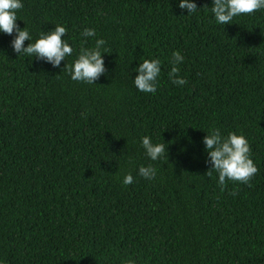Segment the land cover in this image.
I'll use <instances>...</instances> for the list:
<instances>
[{
	"label": "trees",
	"instance_id": "1",
	"mask_svg": "<svg viewBox=\"0 0 264 264\" xmlns=\"http://www.w3.org/2000/svg\"><path fill=\"white\" fill-rule=\"evenodd\" d=\"M195 2L23 0L33 42L59 24L74 52L54 68L0 33V264H264V10L218 25L213 0ZM99 38L105 75L73 81L64 67ZM154 58L157 92H140L133 69ZM213 129L248 139L250 183L207 175ZM144 136L168 155L151 161Z\"/></svg>",
	"mask_w": 264,
	"mask_h": 264
},
{
	"label": "clouds",
	"instance_id": "2",
	"mask_svg": "<svg viewBox=\"0 0 264 264\" xmlns=\"http://www.w3.org/2000/svg\"><path fill=\"white\" fill-rule=\"evenodd\" d=\"M23 0H0V33L13 35L12 48L20 56L35 57L50 63L54 68L61 66V61L67 60L74 52L67 37L66 26L57 24L53 30L41 33L40 38L33 42V36L27 29L21 28L17 23L18 12L23 9ZM178 7L188 12L187 16L195 14L200 9L195 0H179ZM206 5L204 8H207ZM264 10V0H213L210 11L218 25L231 24L234 18L253 14ZM81 36L84 38L96 37L95 29H85ZM25 41H30L25 46ZM106 41L102 38L96 40L95 47H81L77 59L64 67L67 69L73 81L84 82L89 85L96 84L102 75L106 73L104 48ZM184 62V56L179 51L173 53L172 64L174 65L169 73L172 83L183 86L187 80L179 76L180 65ZM138 75L134 78L135 87L143 93L155 94L162 72V62L158 58L144 59L138 67L133 69ZM203 144L207 151L208 160L211 165L207 175L211 176L215 171L219 175V184L226 185L227 181L250 183L252 177L258 172V168L251 158V146L243 134L235 132L224 136L219 129L206 131ZM141 146L147 157L155 162L168 155V146L160 143H153L150 136H144ZM139 176L146 180H154L157 176V169L149 164L141 165L138 170ZM134 176L128 173L123 178L124 185H131Z\"/></svg>",
	"mask_w": 264,
	"mask_h": 264
}]
</instances>
